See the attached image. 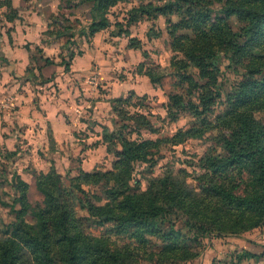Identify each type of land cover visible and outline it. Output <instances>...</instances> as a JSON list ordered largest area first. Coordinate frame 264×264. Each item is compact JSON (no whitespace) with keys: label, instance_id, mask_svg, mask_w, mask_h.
<instances>
[{"label":"rangeland","instance_id":"374dc122","mask_svg":"<svg viewBox=\"0 0 264 264\" xmlns=\"http://www.w3.org/2000/svg\"><path fill=\"white\" fill-rule=\"evenodd\" d=\"M167 2L170 0H117L105 12L107 27L92 36L87 34L93 18L91 2L27 0L19 7L23 20L44 16L49 33L45 31L42 40L46 49L42 52L33 49L31 54L35 55L30 57L27 70L11 68L7 65L8 56L0 55V248L12 237L5 229L13 221L22 220L34 231H39L32 207L44 200L36 186V177L41 172L53 177L58 174L68 188L70 180L81 172L111 170L117 159L116 150L120 149L118 144L113 146L112 141L116 139L110 136L116 129H121L132 140L155 141L146 145L147 160L132 162L126 171L127 182L132 188L139 181V189L146 190L147 180L162 176L167 169L177 180H185L189 187L197 185V176L205 171L200 166V158L212 140L209 131L197 133L196 130L203 128L193 126L194 116L186 105L188 100H195L194 94L177 86L178 81L173 76L174 53L167 33V19L175 20V16L160 15L153 8H147L143 14L135 9L140 5L157 7ZM215 7L218 9V4ZM26 15L30 19L24 18ZM3 18L0 10V49L8 43L3 31L11 29ZM228 21L236 30L235 17ZM68 32L74 36H66ZM69 52L73 53L71 58ZM45 56L56 62L45 69L47 77L53 75L50 81L39 75V65ZM62 57L68 62V69L61 62ZM141 64L143 67H139ZM146 69L155 74L157 83L151 82L142 72ZM238 78L240 73L222 66L223 92H228ZM131 92L130 104H125L122 111L132 118L123 120L112 109V101L127 97ZM175 93L182 95L181 105H173L170 96ZM220 105L216 106V113ZM143 117L152 129L140 122H144ZM191 126L196 127L192 133H197L196 136L185 133ZM13 174L25 186L22 188L23 202L12 206V198L21 193L18 185L19 193L15 194ZM94 180L95 177L93 185L86 179L78 184L97 198L93 199L95 206H105L108 202L102 194L103 185ZM43 185L57 197L58 185L54 181L45 179ZM197 189L195 191L199 192ZM66 194L73 209L70 227L75 232L88 240L91 235L95 238L109 235L115 239L117 234L110 233L109 226L99 227L92 218L88 219L85 208L74 199V195H80L78 189L74 195L70 191ZM186 206L191 211L204 212L211 220L213 212L219 208L216 201H200L195 196ZM15 209H22L20 216ZM184 217V213L178 215L175 228H182ZM225 217L217 221L228 232H210L202 237L187 234L186 240L177 241L179 245L170 252L159 250L162 241L157 237H151L145 245L131 244L128 240L118 241V244L130 243L129 250L137 253L132 264H264V225H245L244 229H239L237 216ZM53 241L54 238L52 244L56 249L59 244ZM23 264L47 263L41 260L39 252L28 250ZM82 264L91 262L85 260Z\"/></svg>","mask_w":264,"mask_h":264},{"label":"trees","instance_id":"16d2710c","mask_svg":"<svg viewBox=\"0 0 264 264\" xmlns=\"http://www.w3.org/2000/svg\"><path fill=\"white\" fill-rule=\"evenodd\" d=\"M116 1L79 0L92 3L93 18L87 34L92 36L107 27L105 12ZM2 6L7 9L6 19H13L16 13L11 0H0V8ZM147 8H153L160 15L175 16V20L167 19V33L174 53L173 76L178 81L177 86L194 94L195 100H188L186 105L192 110L193 126L203 128L196 130L197 133L209 131L212 140L200 158L204 173L197 176L196 186L189 187L185 180H177L167 169L162 176L149 178L146 190L139 189V181L132 188L127 182L126 171L132 162L147 160L146 145L155 141L132 140L121 129H116L110 136L116 139L112 141L113 146L118 144L120 149L116 150L117 159L111 170L81 172L70 180L68 188L58 174L53 177L41 172L36 177V186L44 195L42 203L32 207L39 231H34L22 220L8 224L5 232H11L12 237L1 245L0 264H23L28 250L39 252L41 260L47 264L63 261L82 264L85 260L91 264H132L137 253L129 250L130 243L145 245L151 237H157L162 241L159 250L170 252L186 240L187 234L202 237L210 232H228L218 223L227 218L225 216H237L239 229H244L245 225H264V0H170L157 7L140 5L135 9L143 14ZM232 16L237 21L236 30L228 21ZM66 34L74 36L70 32ZM72 56L69 52V57ZM45 62L51 63L48 58ZM63 63L68 69V63ZM222 66L240 73V78L226 93L220 81ZM139 67H143L142 64ZM142 72L151 82L157 83L155 74L149 69ZM132 96L131 92L127 97L112 101V109L123 120L132 118L122 111L125 104H130ZM170 99L174 106L183 102L179 93L171 95ZM219 104L221 109L216 113ZM143 118L144 122H140L152 129ZM196 127L191 126L185 133L192 134ZM93 177L95 183L103 185L102 194L110 206L108 203L95 206L93 199L96 197L79 186L84 179L91 180L93 185ZM45 179L58 185L57 197L45 188ZM12 186L15 194L19 193L12 198L13 206L23 202L25 184L13 174ZM76 189L79 197L74 195ZM69 191L85 208L88 219L92 218L99 227L109 226V232L117 234L115 239L109 235L96 238L91 235L88 240L70 227L73 209L65 198ZM194 196L200 201L214 200L219 204L218 210L213 212L214 219L186 206ZM22 209H15L17 216ZM182 213L185 214L181 219L182 228H175V219ZM53 238V243L59 244L56 249ZM123 240L130 243L118 244ZM177 241L180 242L177 244Z\"/></svg>","mask_w":264,"mask_h":264},{"label":"crops","instance_id":"0c3cea01","mask_svg":"<svg viewBox=\"0 0 264 264\" xmlns=\"http://www.w3.org/2000/svg\"><path fill=\"white\" fill-rule=\"evenodd\" d=\"M27 0H11V7L15 11V17L11 20H7V9L5 7H1L0 10L3 12V15L5 17L4 21L6 24H10L11 29L7 28L6 31L4 30L3 33L6 34V41L8 42L5 46H2L0 49V55L5 57L8 56V66H11V68H21L22 70L27 66L29 67V61L30 57L35 54L33 53V49L41 50L46 49L44 44L42 43V40L44 39L45 31L49 33L46 28L49 27L47 23L45 22L44 16H38L36 19H31L29 21L23 20L21 13L18 12L19 7L23 6V4H26ZM24 2V3H23ZM25 8V7H24ZM28 17L30 19V16L26 15L24 16ZM17 21V22H16ZM23 22V23H21ZM48 26V27H47ZM9 27V26H8ZM0 40H1V31H0ZM9 54V55H8ZM48 58L51 63H46L45 59ZM64 60V57H63ZM62 62V58H61ZM60 62V63H61ZM64 62V61H63ZM68 63V62H67ZM44 67H43V65ZM42 64L39 65V75L41 77L45 78L44 80L50 81L53 75L46 76L45 69L47 67H51V65L56 64L53 58L49 56H45L43 58ZM64 64V63H63ZM1 68V65H0ZM25 68V70H27ZM17 76L19 74L15 73ZM45 107V106H44ZM43 107V108H44ZM51 117V116H50ZM49 118V116H48ZM50 121H52V118H49Z\"/></svg>","mask_w":264,"mask_h":264}]
</instances>
